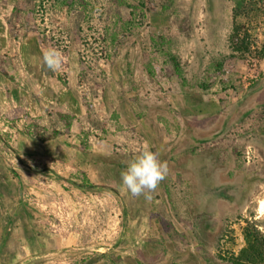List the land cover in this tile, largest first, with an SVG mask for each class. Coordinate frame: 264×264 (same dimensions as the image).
Masks as SVG:
<instances>
[{
	"label": "rangeland",
	"instance_id": "obj_1",
	"mask_svg": "<svg viewBox=\"0 0 264 264\" xmlns=\"http://www.w3.org/2000/svg\"><path fill=\"white\" fill-rule=\"evenodd\" d=\"M22 1L0 0V57L18 56L22 68L9 67L13 81L0 74V230L13 223L10 238H0V264H84L93 256L96 264H245L244 230L264 238V0H144L138 26L113 46L107 0H73L71 12L36 0L32 31L12 41L5 21ZM77 11L86 13L82 22ZM235 26L248 52L230 48ZM161 36L172 41L188 87L148 77L146 61L159 68L164 60L154 44ZM48 49L61 53L57 71L44 66ZM79 60L106 79L94 100L103 140L82 151L76 131L44 142L26 136L28 120L12 121L13 109L38 117L55 102L84 115ZM213 123L197 136L196 125ZM146 146L169 168L151 200L132 197L120 181ZM190 157L200 160L194 172ZM195 181L212 183L220 200H197L187 185Z\"/></svg>",
	"mask_w": 264,
	"mask_h": 264
},
{
	"label": "trees",
	"instance_id": "obj_2",
	"mask_svg": "<svg viewBox=\"0 0 264 264\" xmlns=\"http://www.w3.org/2000/svg\"><path fill=\"white\" fill-rule=\"evenodd\" d=\"M56 1L61 6L67 8L68 11H72L73 0ZM167 1L172 3L175 0ZM37 7L36 0H23L12 7L10 14L6 18L7 34L10 40L21 41L28 36L32 31L28 25L33 23ZM144 8V0H107L104 23L110 45L113 46L117 42H120L121 33L131 32L138 26L136 15L139 11L142 12ZM76 14V19L79 22H82L80 19L81 15H86L83 11H77ZM78 21L76 20L74 23V29L76 30L79 28ZM238 32L235 26L229 38L230 48L235 52H248L250 43L246 41L245 36L240 37ZM158 38V41H154V44L162 51L164 60L162 61V66L159 68H150V61H146V73L148 77H155L157 73H161L166 79L175 78L182 87H188L183 66L178 57L171 51L172 41L162 36ZM78 64V81L86 87L87 91V96L81 98L84 115L77 117L72 111L59 104L49 105L38 117H30L25 109H13L12 121L17 122L21 114L24 119L28 120V124L24 129L26 136L44 142L63 135H69L76 131L75 134L79 140V148L82 151L87 150L91 146L92 141L97 139L99 141L103 140L102 135L107 132L106 122L98 116L94 100L103 96L106 79L102 73H93L92 67L82 60H79ZM9 67L13 71L18 72L21 68L18 58L11 57L9 59L4 55L0 57V74L13 81V78L8 73ZM29 86L32 92L36 91L31 82ZM36 98L38 97L36 96ZM111 117L117 118L115 114H112ZM4 140V143H7V140ZM243 235L246 247L240 254L244 256L245 264L262 263L264 261V238L258 231L249 228L244 230Z\"/></svg>",
	"mask_w": 264,
	"mask_h": 264
},
{
	"label": "clouds",
	"instance_id": "obj_3",
	"mask_svg": "<svg viewBox=\"0 0 264 264\" xmlns=\"http://www.w3.org/2000/svg\"><path fill=\"white\" fill-rule=\"evenodd\" d=\"M43 63L51 71L59 70L61 53L56 49L46 50L43 53ZM168 172L167 162L159 160L158 154L146 146L120 173L121 186L132 197L143 196L146 200H151V193L167 177Z\"/></svg>",
	"mask_w": 264,
	"mask_h": 264
},
{
	"label": "crops",
	"instance_id": "obj_4",
	"mask_svg": "<svg viewBox=\"0 0 264 264\" xmlns=\"http://www.w3.org/2000/svg\"><path fill=\"white\" fill-rule=\"evenodd\" d=\"M5 25H6V21H5ZM28 37V36H27ZM27 37L25 38V39H27ZM11 57H17L18 58V56H11ZM18 60H19V62H20V66H21V61H20V59L18 58ZM20 69H22V68H20ZM38 72H40L41 71V67L40 66H38ZM37 72V71H36ZM14 73H17V72H15L14 71ZM30 82L35 86V82L32 80H30ZM37 85V84H36ZM33 93V101H34V103L36 104V105H39V104H41V100H40V98H41V96H40V93H39V91L38 90H36L35 92H32ZM35 94V95H34ZM36 96L38 97V98H36ZM55 104V102L54 103H48L47 105H45L44 107L46 108V107H48L49 105H54ZM66 107V106H65ZM25 108V110L30 114V112H29V110H28V108H26V107H24ZM83 108V107H82ZM69 109V108H68ZM70 110V109H69ZM73 112V111H72ZM74 113V112H73ZM75 114V113H74ZM83 114H84V110H83ZM39 115H41V114H39ZM38 115V116H39ZM76 115V114H75ZM30 116H32L31 114H30ZM32 117H34V116H32ZM217 124V123H216ZM214 126H216L214 123H213V125H212V128H205V127H202V126H200L199 124L198 125H196V128H195V131H196V134H197V136H200V137H202V136H204L206 133H208V132H210V131H212L213 129H214ZM205 137V136H204ZM190 141H192V140H190ZM192 142H194V141H192ZM191 158V157H190ZM198 158V159H197ZM192 157L191 158V160H190V162H197V161H200L199 160V157ZM194 162H193V168H191L190 167V165H188V169L190 170V171H192V172H194ZM175 171H177V169L175 168ZM200 173H201V171H200ZM174 186H175V184H173ZM188 185V188L190 189V190H192V191H196L195 193H194V195L197 197V200L198 199H201V200H204L203 201V203L205 204V202L207 201V202H209L210 200H218L219 198H221L220 197V195H213L212 194V191H213V189H214V185L212 184V183H209V182H200V181H195V183H188L187 184ZM0 191H1V189H0ZM225 199V198H224ZM220 200V199H219ZM20 204V201L17 203V205H19ZM17 208V207H16ZM10 222H12V220H11V218L9 219V220H7L6 221V223L4 222V225L2 226V228L3 229H1L0 230V238L2 237V238H4V239H8V238H10V236H11V234H12V232H11V230H12V225H13V223H11V224H9ZM7 241V240H6ZM8 242V246L11 244V242H9V240L7 241ZM5 244H7V243H5Z\"/></svg>",
	"mask_w": 264,
	"mask_h": 264
},
{
	"label": "water",
	"instance_id": "obj_5",
	"mask_svg": "<svg viewBox=\"0 0 264 264\" xmlns=\"http://www.w3.org/2000/svg\"><path fill=\"white\" fill-rule=\"evenodd\" d=\"M100 260L99 256L90 257L84 264H96Z\"/></svg>",
	"mask_w": 264,
	"mask_h": 264
}]
</instances>
